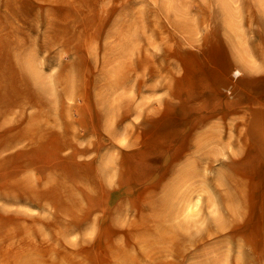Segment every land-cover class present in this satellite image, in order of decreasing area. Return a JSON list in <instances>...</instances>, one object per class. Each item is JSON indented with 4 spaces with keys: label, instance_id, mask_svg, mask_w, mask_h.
<instances>
[{
    "label": "rangeland",
    "instance_id": "1",
    "mask_svg": "<svg viewBox=\"0 0 264 264\" xmlns=\"http://www.w3.org/2000/svg\"><path fill=\"white\" fill-rule=\"evenodd\" d=\"M49 26L61 31L60 41L42 47ZM260 29L264 32V0H0V141L29 128L23 134L26 139L1 157L29 151L27 138L37 132L45 134L44 141L62 135L71 143L63 151L36 154L41 171L25 165L33 155L24 152L25 156L16 157V163L0 169L4 185L0 190L11 186L12 180L28 178L45 193L62 191L61 201L64 192L73 196L68 215L59 207L55 212L45 202L40 208L0 200V264H23L19 260L26 255L34 257V264H53V260L58 261L55 264H264V165L236 170L240 200L222 204L216 200L214 186L201 183L200 178H182L173 185L171 181L183 169L165 174L166 155L148 152L154 145L155 150L157 144L162 146L158 136L178 124L186 128L185 121L198 106L195 98L187 99L192 96L189 92L217 85L213 77L222 60L234 54L241 57V50L249 48L247 42L258 40ZM15 49L22 51L25 61L31 56L32 88L55 124L42 118L31 120L40 106L31 107L33 98L23 93L19 101L24 110L5 111L4 106L17 101L19 92L7 83L15 65L5 53ZM244 55L240 59L246 65L257 67L259 62L252 55ZM238 69L228 70L229 82L220 90L217 105L235 103L240 89L252 90L239 85ZM244 73L250 78L264 77L260 67ZM237 87L235 95L232 90ZM232 119L237 122L238 118ZM207 128L192 133L183 154L193 151L190 146ZM182 136H186L184 130ZM210 137L227 142L217 129ZM96 144L101 146L97 154L93 151ZM222 144L210 145L215 170L241 158L236 147L223 148ZM74 146L87 151L76 156ZM142 150L147 154L140 162L137 153ZM145 167L152 174L135 183L133 178ZM94 172H101V177L93 179ZM205 173L210 175L201 171ZM215 187L228 192L225 186ZM160 197L165 201L161 215L160 210H154L156 214L149 208ZM231 203L234 212L228 210ZM70 221L73 226L63 232L59 227ZM160 230L167 233L160 236Z\"/></svg>",
    "mask_w": 264,
    "mask_h": 264
},
{
    "label": "bare ground",
    "instance_id": "2",
    "mask_svg": "<svg viewBox=\"0 0 264 264\" xmlns=\"http://www.w3.org/2000/svg\"><path fill=\"white\" fill-rule=\"evenodd\" d=\"M46 1L48 2V0H44V2H46ZM49 4H51V3H49ZM237 7H238V5H237ZM206 18L208 19V16ZM206 18L205 17L204 18L201 17L200 20H204ZM195 21H196V19H195ZM201 22L203 23V21H200V23ZM206 22H209V20L208 21L206 20L204 23H206ZM175 26H176V24H175ZM198 27L199 26H197V28ZM48 29L46 31L49 34L47 35V37L45 36L43 38L44 39V45L42 47H44V46L49 47L52 44L60 41L61 31H55L50 26L48 27ZM183 31H184V29H183ZM257 34H259L257 41H255V42L254 41L253 42H247L248 46H249L248 50L247 49H242L241 50L239 48L241 50V57H239L238 54L236 56H235V54L233 56L231 55L232 57H230V58L229 57H227V58L224 57L225 59L222 60L223 62L221 63L220 68L217 69V71L215 72L214 77H213V80H214V82L217 83V85L213 84V86L209 87V88H207V87L205 88L204 86H202L200 88H197V90H195L193 92H191V91L189 92V94L192 95V96H188V97L186 96L187 99L190 100L191 97H192L193 100H194V98H195L197 103H198V106L196 107L194 114L188 120L185 121L186 128H181V124H178L177 125L178 127L173 128V130L170 131V133L165 134V136L164 135L158 136L157 138L159 140H161L160 145L162 144L163 147L161 146L159 148V145L157 144L156 145V150H155V145H154V147L150 148V150L148 151V152L158 151L157 153H159L161 155H163V154L166 155L164 157V164H165V161H167L168 164L164 166V170L163 171H164L165 174L173 173V175H174L175 174L174 172H177V171H180V170L183 169V171L178 176L175 175L177 177H174L173 180L171 181V183L173 185L178 184L179 180L182 179V178L183 179L186 178L187 180H189L191 178H200V182L201 183L202 182H207L208 184L214 186V191L213 192H215V194H216V200H218L219 203H222V204H224V202L226 200H228V201L231 200L232 202H234V204H235L236 200H240V195H239V191H238V188H239L240 185L237 186L239 184V182L236 179L237 177L235 178V175H238V172L236 173V170H238L240 167L242 168L243 166L244 167L246 166L249 169H253V168H257V166L261 167V165H264V77H261V78H253V77H251L250 78L248 76L249 77L248 78L247 76H245L246 74L244 73V72L248 73L249 70L255 69V68H259V67L261 68V70L264 69V32H262L261 29H260V33H257ZM168 35H171V34H168ZM17 47H21V45L18 44ZM45 49H47V48H45ZM5 54H7V58L9 60H12L14 65H15L14 67L11 68L12 69L11 71L13 73V77L11 79L8 78L7 83H10L11 87L17 88V90L19 91V92H16L17 101L6 104L4 106L5 111L8 110V109H11L12 107H14V108L17 107L20 111H23L24 110L23 104L20 103L21 101H19V98L22 96V93H23V94L29 95L31 98H33L32 101L30 102V106L31 107L32 106H40L37 109V111L35 112V114H33L32 117L30 118L31 120H34L36 118H42V119L48 120V121L51 120L50 121V122H52L51 124H55L56 122L50 118L51 117L50 116L51 113L49 114L50 111H47V110L43 109V104H42V102L40 100V96H39L38 92L34 91V89L32 88V82H31V79H30V77L28 75V72L32 68V66L29 63V61L31 60V56H29L27 61H25V59H24V57L22 55L23 54L22 51H17L16 49L14 50V52H12V50H11V52L7 51ZM244 54L252 55L255 58L254 61L257 60L259 62L257 67H254L255 65H253V66L246 65L242 61L243 59L242 60L240 59V58H242V56H245ZM254 64H257V63H254ZM251 65H252V63H251ZM232 66H237L239 68L238 69L239 71L237 72V73H239V75H241V78H240V81H239V83H240L239 85H244L246 87H250V88L253 87V88H252L251 91H246L245 89H240L239 94L237 96V100L235 101V103L226 102V103L222 104V103L219 102L218 105H217V102L220 101V100H218L219 98L217 96H219L218 94H220V90L225 87V84L226 85L228 84L229 81H228V79L226 77V74H228V70ZM254 71L256 72V70H254ZM37 75H39V74H37ZM262 76H264V75H262ZM20 87L21 88L22 87L25 88L26 89V91H25L26 93H24L23 92L24 89L23 88L21 89ZM237 88H236V90H234V89L232 90L233 94H235V95H237V91L239 90V88L238 89ZM10 90H12V89H10ZM7 97H9V94L6 95V98ZM1 98L2 97L0 96V99ZM232 117H237L238 118L237 122L235 121V119H232ZM206 126H208V128L205 131H202L201 136L197 137L196 143L190 146V147H192L193 151L191 153H189V154H183L185 152V150L188 149L187 142L191 139L192 133L194 135L195 134L194 132H196V130H199L200 128H203V127H206ZM28 129L24 128V129H22L23 131H18V135L17 136H14V137H11V138H8V139L4 138V140L0 141V169L1 170H4L5 167H8L9 165H12V164L16 163V161H17L16 157H18L20 159L21 156H25L24 152H27V153L33 155V158H34L35 155L36 154L38 155L39 152L40 153L41 152H44V153L50 152V154H51V151H63L66 148H71L70 141L67 140V139H63L64 137L62 135H60V138H59V135H56L55 136L56 137L55 141L49 142V141H44L43 136L45 134H42L41 132H37V133H34V134H32L31 136H29L27 138L28 139V144H29V146H31V148H29V151H24V152L20 151L19 153H16L15 155H11V156H7L6 155L4 157H1L4 153H6L9 150L13 149L14 147H16L18 144H20L21 142H23L26 139V138L24 139L23 134ZM214 129H217L218 131L222 132L223 136L227 137V142L222 144V141L218 137H217L218 140L213 139L211 137H210V139H208L207 137L211 136V131L212 130L214 131ZM183 130L186 132V136H184V137L182 136ZM212 135H214V134H212ZM201 139H204V142H201ZM174 142L178 143V145H176L175 149L173 147V143ZM157 143H159V142H157ZM220 143L222 144L223 148L236 147L235 149H237V152H238L237 156H241V158H239L240 159L239 162H234L233 161L234 159H233V160H230V161H228L226 163H222L220 169L218 168V169L215 170L213 168V162L216 160V158H214V156L212 155L213 152L210 149V145H218ZM74 148H75L74 151L76 153V156H77V153L85 154L86 151H87V149H79L77 146H74ZM100 149H101V146H98L97 144H96V146H93V151L95 153L98 152ZM89 151H91V149H89ZM137 154H138L137 155V159H139V161L142 162L143 159L146 158L145 156H146L147 152L142 150V152H139ZM225 156H227V155H225ZM49 157H51V155ZM33 158H31L29 160L27 159L28 162H26L25 165L27 167H29V168L36 167L37 171H41L42 168H41V163L38 161L39 159L37 158V156L35 157L36 159H33ZM44 159H45V157H44ZM162 160H163V158H162ZM51 162L53 164L52 160H51ZM46 163H47V161H46ZM48 163H50V162H48ZM89 164H90V162H89ZM50 166H51V163H50ZM246 167H245V169H246ZM52 168L54 169L55 167L53 166ZM57 168H58V166H57ZM185 168L186 169L188 168V169L186 170ZM4 171H2V172L4 173ZM201 171H202V173H204L205 171H209L210 175H207V173H205V175L201 174ZM57 172H59V171H57ZM54 173H53V175H54ZM151 174H152V170L149 167H145L143 172L140 173V174H137L136 177L133 178V179L136 181L135 183L139 184V183H142L144 180H146V178L149 177ZM12 175H10L9 177L8 176H4V175H2V176L6 177V178L7 177L8 178H12L11 177ZM101 175H102L101 172H98V173L94 172V176L92 175V178L93 179H97V177L100 178ZM56 176H55V179H56ZM133 177H134V175H133ZM0 178H2V177H0ZM37 182H39L41 184V181H37ZM52 182H53V180L51 181V184H52ZM8 183H7V186L9 184H12V183L13 184L11 186H9V187H7L6 184H5V186L7 188H4L3 190H0V200L4 201L8 205H15V204H18L20 202H26V203L37 205V207L39 206L40 208H42V206H44L42 202H45L46 204H50L54 208L55 212H57V210L60 208V210L66 212V214L68 215L70 213L69 211H71V205H73L71 200L73 199V196H70L68 194L69 192L68 193L67 192L63 193V194H65V198H64V201H61L60 195H61L62 191L57 192L55 189L53 191H49L50 189H48L49 192H47L44 189L47 192V193H45L40 187L36 186L28 178H21V179H19L17 181L12 180L11 183H9V184ZM2 185L0 184V187ZM215 185H221V186L227 187L228 188V192H226V194L219 192V190H217ZM95 189H96V187H95ZM63 190H64V188H63ZM66 190H68V189H66ZM159 191H160V189H159ZM143 192H145V191H143ZM153 192H155V191H153ZM187 192H188V190L185 189V193H187ZM241 193H242V191H241ZM149 194H151V193H149ZM163 194H164V190H163ZM163 194H161V195H163ZM170 194H172V193H170ZM147 195H148V193H147ZM155 196L157 197V195H155ZM183 197H184V195H180V199L181 200H183ZM144 199H145V196H144ZM163 199L160 197V199L158 198V200L153 201L151 203L150 207H149L151 209V211L160 210L162 208L164 202H165ZM145 202H143V204ZM234 204L231 203L229 205V207H228L229 211L234 212V210H235ZM2 205H4V204H2V202H1V206ZM227 206H226V208H227ZM4 208L3 209L1 208V209L4 211ZM163 211H164V209H163ZM163 211L160 210L159 215H161L162 214L161 212H163ZM5 212H6V210H5ZM148 213H150V212H148ZM154 213L157 214V212H155V211H154ZM62 214H63V212H62ZM66 214H64V215H66ZM14 215H15V213H14ZM146 216H149V215H146ZM168 216H167V218H168ZM157 217L154 218V219H157ZM167 218H166V220H167ZM163 219H164V217H163ZM163 219H161L162 222H164ZM142 220H145V219H142ZM30 222H32V221H30ZM37 222L35 224H37ZM1 223H2V221H1ZM15 224H17V223H15ZM42 226L48 228V230H52V227L50 225H48V224H42ZM71 226H73V224H71V221H70L69 224H67L65 227H64V225H62L59 228L62 227L63 228V232H68L71 229ZM0 227H2V225H0ZM53 227L55 228L54 224H53ZM160 227H162V226H160ZM0 230H2V229H0ZM157 230H159V229H157ZM10 231H11V229H10ZM170 231H172V230H170ZM166 233H167L166 230H160V232H158V234L160 236H163ZM136 234H135V236L138 235V234L137 235ZM130 235H132V234H130ZM148 235L146 234V236H148ZM0 236H2V233H1ZM135 236H133V237H135ZM152 236H153V234H152ZM152 236H150V237H152ZM155 236L156 235H154V237ZM170 236L173 239L175 237L173 235V233H170ZM154 237H153V239H154ZM129 238H132V236L129 237ZM135 239H136V237H135ZM142 240H143V238H142ZM30 241H31V239H30ZM136 241H138V240H136ZM161 241H159V242H161ZM163 242L166 245V241H163ZM35 243H37V242H35ZM10 244L14 245L15 243H10ZM149 245H150V243H149ZM151 245H152V243H151ZM175 245H176V243H175ZM175 248H177V245H176ZM118 250H120V248H118ZM12 251H13V249H12ZM36 252H37V250H36ZM121 252H123V251H121ZM149 252H151V251H149ZM11 253H13V252H11ZM70 253H69V255H71ZM140 253H143V252L141 251ZM146 253H147V251H146ZM25 255H26V252H25ZM63 255H64V253H63ZM69 255L66 254L65 256H69ZM8 256H9V254H8ZM19 256H21V255H19ZM57 257L59 258V256H57ZM120 257H121V255L119 256V258ZM4 258L6 259V257H3V259ZM32 258H34V257L31 256V255H26V256H24L21 259L19 258L20 260L19 259L18 260L19 261L23 260V262H24V263L22 262L23 264H34L35 261ZM50 258H52V257H50ZM52 259H51V262H52ZM14 260H13V262H14ZM35 260L39 261V259L37 257H36ZM122 260H123V255H122ZM54 261L55 260H53V264L58 262V261L57 262L56 261L54 262ZM66 261H67V259H66ZM16 262H18V261H16ZM123 262L126 263L125 261H123ZM64 263H65V261H64ZM120 264H122V262Z\"/></svg>",
    "mask_w": 264,
    "mask_h": 264
}]
</instances>
